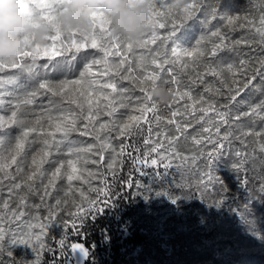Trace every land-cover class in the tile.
I'll use <instances>...</instances> for the list:
<instances>
[{"label": "rangeland", "instance_id": "374dc122", "mask_svg": "<svg viewBox=\"0 0 264 264\" xmlns=\"http://www.w3.org/2000/svg\"><path fill=\"white\" fill-rule=\"evenodd\" d=\"M48 3L56 4L61 3V0H47ZM156 3H162L164 6L158 7V11L162 13L171 12V16L177 20V23H180L183 20L184 12L182 15H177L173 10H171L169 4L171 0H153ZM193 3L195 9L193 15L190 19L183 21L182 27L178 28L171 39L164 41V44L161 45V40L171 31V18L168 16L157 17L158 23H166L168 27L158 28V35L160 40H157L156 43H150L145 49H135L136 55H139L141 52L145 56L151 59L153 55L157 52L161 54L167 51L169 57L171 58V48L176 47L177 51L183 53L185 50L192 51L197 49L196 42L200 40L201 37H204V40L200 43V50L203 51V55L199 58V62L195 67V71L188 69L186 72H181L179 65H165L166 71L162 74V77L171 79L172 72L167 71L168 69H173L175 74L179 78V85L174 86L171 83H168L166 86L169 89L178 87L181 91H191L193 97L199 101L200 97L203 96L205 101H215L216 107L221 108L222 110L230 112L233 106L237 105L239 97L244 94L246 91L251 92L254 96L253 98L243 104L245 113H249L254 120L260 119L262 121V127H264V119L261 116H264V113L261 116H257L251 113V108L258 104L261 100H264V45H261L259 42V34L257 29L262 27L261 19L264 17V0H237L234 8V13L230 14L227 10H221L218 7L216 0H186V5ZM60 9H57L53 12V15H58ZM229 20H232V23L229 24ZM97 31H99L97 29ZM213 32H219L222 36L225 37L223 46L215 50L213 54L212 46L213 44H219L220 40L218 37H213ZM145 39H150V37L145 36ZM98 43L101 42L99 37H97ZM90 43V41H89ZM50 45L51 42L48 41ZM57 49L59 50V43H57ZM92 51L89 54V58L92 56H97V50L88 48L83 51ZM80 52V53H81ZM79 53H76L78 55ZM71 54L67 51H64L62 55H57L59 59H68ZM123 55L129 56V59H132V54L123 53ZM54 57V58H55ZM121 57H110V62H118ZM186 60L190 58H185ZM247 61V72L245 73L244 68L241 67V61ZM232 65V71H229L228 66ZM135 68V65H134ZM259 70V75L256 70ZM151 70V69H150ZM94 71H102L100 66H96ZM139 72L140 70H136ZM212 71L217 73L216 76L212 75ZM200 73L203 78V83H197L193 85L191 79L196 78V73ZM235 73V75H234ZM255 76V79L252 77ZM67 80L79 79V75L65 78ZM61 79V80H65ZM108 77H104V80H107ZM58 80L57 82L61 81ZM221 81L227 83V85L232 89L229 91V88H226ZM235 81V83H234ZM118 88H131L129 81H119L117 78ZM162 82L158 81L157 84ZM247 84V86H246ZM149 89L151 84L148 85ZM206 87H211V92H205ZM221 89L220 93H216V89ZM33 89H25L21 93H14L12 96H3L4 104L0 105V115H4L6 118L11 115V111L14 110V106L17 103H21L20 112L23 114V118L26 119L29 123L34 121L37 118H43L44 120V129L45 131H54V129L49 128L47 117L51 116L55 118L53 123L58 122L59 118L62 115H67L68 104L67 101H59V98H53L50 94H44L41 90V93L32 97L30 95ZM238 92V94H237ZM141 93L139 90L129 91L126 96L131 98V104L128 108H118V112L115 114V119L124 121L127 119L128 115H138L139 113L132 111V107L135 105V100L139 97ZM231 95H236L235 101H230L229 97ZM25 99H31L32 103L28 105H23L22 101ZM119 99V98H118ZM173 101V100H172ZM190 103L187 100L179 101V103H169L166 105H158L157 115L161 118L159 126H157L153 115L148 114L147 120L152 121V132L151 140L152 141H163L164 147L160 149L159 155H168V142L164 139L163 135L157 136V133H163L167 131L169 137H177L179 139L175 142V147L178 152L183 156L192 157L199 156V153L202 149L206 151L212 150V145L207 143L196 144L193 140V137L197 139L207 140L208 133L203 132V128L208 125L201 121L197 122V118L200 116V113L193 116H187L182 119L180 115H177L175 119L181 121L185 128V134L179 135L175 131V125H169L168 120L173 119L171 112L179 108L180 112H185L186 109L184 105ZM62 105V106H61ZM199 106H206L198 105ZM227 106V107H225ZM74 107V106H73ZM118 107V104H117ZM214 113H209L208 118H212ZM112 118L101 115L99 122H106ZM228 125L220 126L221 136L225 131L231 130L233 122L228 116ZM12 125H5L3 129H0V138L4 140V144L0 145V153L4 155L8 154L10 147H14L15 138L20 134V129L15 128L13 132L9 135H6L4 132L6 129ZM98 126V125H97ZM146 126L145 131V140L149 138V124L142 122L141 126ZM79 127H83L82 124ZM139 129V128H138ZM135 129L133 134L138 130ZM264 129V128H263ZM232 131V130H231ZM212 132H215V128L212 129ZM258 133V132H255ZM253 134L251 140L242 139V141L235 142L232 137L231 147L227 148L233 149L234 153L240 152L243 156L244 149L249 148L250 158L256 155L255 149L260 147L261 144H264V136H257ZM264 133V130L260 131ZM102 135H108L107 132L102 133ZM111 142L116 148V151H119V142L125 138L129 137H117L115 132L111 134ZM141 137V136H140ZM57 141L59 143L55 144L52 149V155L49 157L50 160L60 161L67 159H76L75 153L69 155L70 148L76 147H86L88 144L94 143V138L92 136H81L79 131L73 132L68 138H65L61 141V134H56ZM253 141V142H252ZM154 145L149 143L145 146V143L142 144L143 154L141 159H144V154L149 151ZM39 137L36 138L33 142L32 138L25 145L26 151L29 153L28 161L30 163L31 155L35 154L36 151H39ZM58 149V150H57ZM104 153V159L100 160L99 154H81L86 155L89 159H94L97 163H88L84 164L83 160L77 163L78 172L81 178L78 180L72 181L71 188L68 186V181L66 178L58 179L56 181L55 188H49V195L45 197L43 205L41 204V196H43V188L40 186L39 180H37L36 188L37 191L34 193H28L27 190H24L22 194L27 195V205L28 207L20 209V211L25 212V216L22 220L27 221L30 219L29 214L38 215L42 219L40 222H44V218L47 217V206H55L57 199L62 201V204L59 208H56L57 213L55 221H53L49 226L46 234L42 236V242L45 247L43 250L37 249V252L40 254L41 264H85L89 255L90 250L85 247V244L81 241L84 240V237L81 236L80 239L78 234L73 231V234L70 232L72 220L75 218L70 213L76 212V205L81 204L82 200L84 207L87 206L86 200L83 198L91 200L90 194L97 187L99 176H100V167L106 165V157L110 156ZM159 155L157 153H151V156L148 158V164H150L151 159L159 160ZM19 159V158H18ZM123 159V164H116L114 166L115 173L120 174L124 165L126 164L125 159ZM172 166L167 170L164 169L163 164L160 163L157 166H148V164H139L136 165L139 169L137 172V180L134 184V188L131 192V202L129 208L126 210L125 219L127 223L133 229H141V232L146 233L147 244L149 248L153 250L152 255L157 254L158 248L163 249L164 253L169 255L172 253L171 240L173 236L181 230L185 229V223H187L188 218L192 215V205H189L182 190L180 188L181 178L176 180L174 185L171 184L172 176L194 178L200 180L202 183H207L208 186L216 185L222 183L223 176L216 168V159L212 162L210 171L211 173L218 178L219 183H208V177L204 175V172L207 169L204 168L203 162L201 160H191L189 159L185 163L181 164L179 159L175 157L171 158ZM109 162V161H108ZM168 161L165 160L164 163ZM180 165V167H177ZM53 165L51 163L45 164V170H51ZM15 165L9 171L14 172ZM66 169H62V172ZM104 172L112 173L108 170L107 167H104ZM95 173L94 176H89L88 173ZM203 177V178H202ZM19 177L17 182H19ZM44 183H47V179L44 180ZM10 181L5 178L2 183H0V201H9V206L13 211L17 207V197H9L8 187ZM83 193V197L81 196ZM39 206V207H36ZM2 207V205H0ZM7 211V210H5ZM36 222V221H32ZM65 222H67L68 227H65ZM19 222L13 221L9 227L13 230L16 229ZM34 231H39L35 229ZM61 242L63 244L61 245ZM73 245H81L82 247H73ZM11 252V257L7 255V252ZM59 252V255H58ZM134 259L140 258V250L134 252L132 255ZM131 257V259H132ZM36 259V253L33 250V247L29 245H12L9 244L6 237L5 248L3 253H0V264H33Z\"/></svg>", "mask_w": 264, "mask_h": 264}, {"label": "snow or ice", "instance_id": "6c2138e0", "mask_svg": "<svg viewBox=\"0 0 264 264\" xmlns=\"http://www.w3.org/2000/svg\"><path fill=\"white\" fill-rule=\"evenodd\" d=\"M60 4L61 3L54 6L48 3L47 0H33L34 10L36 11L38 19L48 22L51 27V34L47 37V40L51 42L50 45L47 44V46L41 47L39 44L33 43L30 37L25 36L26 47L19 54L18 59L14 62L0 61V73L4 72L6 68H11L18 69L20 73L26 74L27 80L34 86L30 93L32 97L40 94L42 90L44 94H50L53 98H59V101H67L68 104L67 115H62L58 122L53 123L55 118L51 116L47 117L48 126L54 129V131H45L43 118H37L31 123L24 119L23 114L20 112L21 103H17L14 106V110L11 111V115L7 118L4 115H0V129H3L5 125H15L21 130L20 134L15 138L14 147L9 148L8 154L4 155L0 153V183L7 178L10 181L8 187L9 197H17V207L15 211L9 206V201H0V205H2V207H0V253L4 251L7 237L9 244L29 245L33 247L36 253V259L33 264H41L40 254L37 252V249H44L45 245L42 242V236L46 234L48 226L55 221L57 215L55 209L61 206L62 201L57 199L55 206H47L48 215L44 218V222H40L42 219L40 216L31 214H29L30 219L24 221L22 218L25 216V212L20 211V209L28 207V197L22 194L24 190H27L28 193L36 192L37 188L35 182L39 180L44 193L43 196H41V204L43 205L45 197L49 195V188H55L58 179L66 178L68 186L71 188L72 181L81 178L77 175L78 168L76 165L79 161L83 160L85 165L88 163H97L96 160L89 159L86 155L81 154H99L100 160H103L104 153L106 151L110 152L111 156L107 168L115 175L114 166L118 163L121 165L123 164L122 158L126 154V149L129 145L121 144L119 146V151H116V148L111 142L110 134L115 132L117 137H129L133 134L135 129L140 128L142 122L149 124V138L144 141L145 146L149 143H152L154 146L144 154V159L131 156L130 154L129 158L133 165L148 164V158L151 156V153H157L159 155L160 149L164 147L163 141L151 140L152 121L147 120V116L151 113L157 126H159L161 118L157 115L158 104L152 99L148 85L151 84L152 87L160 81L162 85L171 83L174 86H178L179 78L175 74L174 68L167 70L172 72L170 80L162 77V74L166 71L165 65H179L181 72H186L188 69L195 71L199 58L203 55V51L200 50L199 46L201 41L204 40V37H201L200 40L196 42L197 49L192 51L185 50L181 53L177 51L176 47H172L171 58L167 51L162 54L157 52L150 60L143 52L139 55H136L135 52L137 48L145 49L150 43H156L157 40H160L157 29L166 28L168 25L166 23H158L157 17L168 16L171 18V31L161 40V45L164 44V41L175 36L178 28L182 27L183 21L192 17L195 9L193 3L187 5L184 9L183 20L177 23V20L171 16L170 11L168 13H162L157 10L158 7L162 8L164 6L162 3L158 4L151 0L148 9L150 14L148 25L150 31L145 35L150 37V39L144 38L143 41L136 46L123 37L111 38L109 33L110 21L104 17L103 13L93 14L92 19L94 27L90 34H83L75 31L64 32L56 23L57 15H53L55 10L60 9ZM231 23L232 20H229V24ZM261 25L262 27L257 29V32L260 38L259 42L261 45H264V17L261 19ZM97 29L99 31H97ZM212 36L218 37L220 40L219 44L214 43L212 46L214 54L216 49L223 46L225 37L219 32H213ZM97 37H99L101 42L98 43ZM57 43H59V50L57 49ZM88 48L97 50L98 58L97 56H92L91 59H88L87 55L85 56L82 70L79 72V79H65L59 82H52L42 75V73L46 74L50 67L47 61L52 60L55 56L62 55L64 51H67L71 54L70 59L76 60V53H80L82 50ZM123 53L132 54V59L130 60L129 56L123 55ZM110 57L121 58L118 62H110ZM26 58L34 60L36 63L29 66L25 63ZM185 58L190 59L186 60ZM42 59L45 60V63L38 64V61ZM247 63V61H241V67L244 68L245 73L247 72ZM96 66H100L102 71H94ZM137 69L140 71L137 72ZM228 69L232 71V65H229ZM256 72L258 75L260 74L258 69ZM212 75L216 76L217 73L212 71ZM104 77H108V79L104 80ZM117 78L119 81H129L131 88H118ZM15 79V74L9 76L7 77V83H13ZM252 79H255V76H253ZM198 82L203 83V78L200 73L197 72L196 78L191 79V83L196 85ZM4 83L5 78L0 77V86H3ZM221 83H223L226 88H229L230 92L232 91L226 82L221 81ZM137 89L141 95L136 98L132 111L139 114L128 115L127 119L124 121L115 119L114 117L118 112V108H128L131 104V98L126 96V94L129 91H135ZM170 90L174 97L172 103H179V101L182 100H187L190 103L184 105L186 109L185 112H180L179 108L172 111L171 115L173 119L168 120L167 123L169 125H175V131L179 135H184L185 128L182 120L177 121L175 117L180 115L182 119L187 116H193L195 118V114L199 112L200 116L197 118V122L203 121L208 125L203 128V132L209 135L206 141L197 139L196 137H193V140L196 144L207 143L213 147L211 151L202 149L199 156H183L175 147V142L179 139V136L169 137L167 131L163 133L158 132L157 136L163 135L164 139L168 142V155H159V160L151 159L148 166H157L162 163L164 169L167 170L172 166V157L179 159L181 164L189 159L193 161L201 160L204 168L207 169L204 175L208 177V183H219L218 178L211 173L210 168L216 157L224 152L226 147H231L233 137L232 131H225L222 136L220 134V126L229 124V112L217 108L215 101H205L203 96H201L198 101L193 97L191 91H181L178 87H174ZM211 91V87L205 88V92ZM220 92L221 89H216V93ZM229 99L230 101H235L236 95H231ZM31 103V99L22 101L23 105ZM3 104V90L2 87H0V105ZM204 104H206V106L198 107V105ZM210 112L214 113L212 118H208ZM251 113L261 116V114L264 113V100H261L252 107ZM101 115L112 119L106 122H99ZM244 115H249V113H244ZM261 118L264 119V116H261ZM80 124L83 125L82 128L79 127ZM213 128H215L214 133L212 132ZM77 131H79L81 136H92L95 142L88 144L86 147L70 148L68 154H77L75 160L67 159L58 162L50 160L49 157L52 155L54 145L60 142L57 141L56 134H61L62 141L68 138L71 133ZM105 132H107L108 135H102V133ZM241 135L249 136L253 135V133L251 131L242 132ZM255 135L264 136V133L258 132L255 133ZM37 137H39V151L31 155L29 163V153L26 151L25 145L30 138L35 142ZM235 138L240 139L241 137L236 136ZM3 144L4 140L0 138V145ZM261 151H264V144H261ZM235 155L240 159L238 162L233 163V167L240 171L246 158L240 152H236ZM165 160L168 162L164 163ZM49 163L53 165V168L51 170H45L44 165ZM13 165H15L14 172L9 171L12 169ZM177 167H180V165H177ZM62 169L66 170L62 172ZM88 175L94 176L95 173L89 172ZM18 177L20 178L19 182H17ZM45 179H47L46 184L44 183ZM243 182L248 183L247 178H245ZM129 187H131V184H129ZM203 187L206 190L207 183H205ZM197 190L199 191V188ZM0 191H2V189H0ZM94 191L99 193L100 189H94ZM104 195L106 199L103 202L99 200H89L84 197L83 199L86 200L87 207H84L82 200L81 204L76 205V212L70 213V215L73 217H83L87 215L90 210L98 208V205L101 203H108V192L105 191ZM201 195H203V192H201ZM81 196L83 197V193H81ZM13 221L19 222L15 230L9 227ZM32 221L36 222L34 223ZM65 227H68L67 222H65ZM71 227L73 229L78 227L75 219L72 220ZM35 229H39V231H34ZM62 244L63 242H61V245ZM73 247L82 246L73 245ZM7 255L11 257V252L8 251Z\"/></svg>", "mask_w": 264, "mask_h": 264}, {"label": "trees", "instance_id": "16d2710c", "mask_svg": "<svg viewBox=\"0 0 264 264\" xmlns=\"http://www.w3.org/2000/svg\"><path fill=\"white\" fill-rule=\"evenodd\" d=\"M236 1L216 0L218 7L230 14L234 13ZM91 52L79 53L76 60L55 57L47 61L50 67L42 75L52 82L77 76L82 70L85 56L90 59ZM28 62L30 60L26 58L25 63ZM44 63L43 59L38 61V64ZM14 74L15 81L7 83V77ZM0 77L5 78L4 85L0 86L3 96H12L34 87L27 80L26 74L20 73L18 69L6 68ZM253 96L246 91L229 112L235 142L251 140L253 135L242 136V132L251 131L254 134L264 130L263 120H254L251 115H244L243 104ZM145 127L142 126L133 136L117 144L129 145L123 156L126 164L120 174L104 172L109 156L106 157V165L100 167L99 181L95 188L100 191H93L90 197L91 200L103 202L106 199L104 192L107 191L108 203H101L87 215L74 218L78 227H71L70 232L73 234L75 230L79 239L83 236L81 242L91 252L85 264H264V151L260 147L255 149L256 155L253 158L249 157V148L244 149L246 159L240 171L233 167V163L240 158L233 149H225L216 157V168L223 176V181L207 185L206 190L204 183L198 179L172 176V185L181 178L180 188L189 205H192V215L185 223V229L173 236L172 253L167 255L159 247L160 254L157 252L152 255L153 250L147 244L146 233L141 232V229H133L125 219L139 171L129 154L142 157ZM15 128L12 125L4 133L9 135ZM236 136L241 138L236 139ZM106 154L110 153L107 151ZM245 178L248 183L243 182ZM138 249L140 258L134 259L132 255Z\"/></svg>", "mask_w": 264, "mask_h": 264}, {"label": "clouds", "instance_id": "9594fccd", "mask_svg": "<svg viewBox=\"0 0 264 264\" xmlns=\"http://www.w3.org/2000/svg\"><path fill=\"white\" fill-rule=\"evenodd\" d=\"M151 0H61L56 23L64 32L90 34L93 14L103 13L110 21L111 38L123 37L134 46L143 41L149 28ZM171 10L182 15L186 0H171ZM51 34L48 22L38 19L33 0H0V61L14 62L25 49V36L45 47ZM31 66L36 62L29 59ZM158 105H167L174 99L172 91L162 84L149 89Z\"/></svg>", "mask_w": 264, "mask_h": 264}]
</instances>
